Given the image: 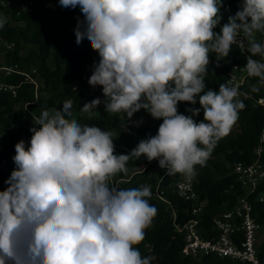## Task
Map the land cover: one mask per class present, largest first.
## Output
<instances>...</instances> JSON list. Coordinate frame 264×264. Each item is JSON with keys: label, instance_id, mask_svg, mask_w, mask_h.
I'll list each match as a JSON object with an SVG mask.
<instances>
[{"label": "clouds", "instance_id": "1", "mask_svg": "<svg viewBox=\"0 0 264 264\" xmlns=\"http://www.w3.org/2000/svg\"><path fill=\"white\" fill-rule=\"evenodd\" d=\"M59 4L81 10L76 43L86 38L99 54L88 83L102 87L105 111L131 119L143 109L162 123L129 154H114L116 134L79 123L71 101L41 108L30 142L15 144V167L0 190V264H151L154 257L135 247L157 215L151 186L126 189L111 179L127 175L129 160L142 155L167 176L195 179L196 166H205L245 108L231 80L218 91L206 87L209 55L226 58L236 45L249 53L247 75L264 81V43L257 40L264 35V0H242L219 33L223 0ZM7 22L0 13V29ZM197 99L200 108L186 109L191 115L178 112L179 102ZM100 103L97 97L80 110L91 113Z\"/></svg>", "mask_w": 264, "mask_h": 264}, {"label": "trees", "instance_id": "2", "mask_svg": "<svg viewBox=\"0 0 264 264\" xmlns=\"http://www.w3.org/2000/svg\"><path fill=\"white\" fill-rule=\"evenodd\" d=\"M48 1L35 3L28 9L13 10L8 5L14 0H0V13L8 19L7 24L0 29V38L14 44L13 50L4 56L5 63L16 64L28 74L36 70V76L33 77L38 81L35 89L32 84L24 82L21 75L4 76L0 73V82L17 86L15 97L8 92L0 93V190L7 187L4 181L15 167L12 160L15 144L21 139L26 144L30 142L32 133L29 129L33 126V117H38L45 106L59 108L65 101H71L73 117L79 123L95 125L116 134L114 154H129L141 140L156 135L162 123V120L153 119L143 109L134 113L131 119L121 112L110 114L105 111L102 87L93 88L88 83L93 64L100 59L99 54L91 48L86 38L80 44L76 43L74 28L77 19L83 18L79 6L75 9L64 8L56 0V20L52 21V11L45 4ZM241 3L242 0H223L220 23L228 21L229 14H235ZM64 22L73 30H67ZM257 40L264 43V35L258 33ZM26 47L29 50L22 54V49ZM209 60L206 87L218 91L219 85L226 82L231 68L234 65L245 66L247 57L232 48L228 57L210 53ZM84 76L85 80L82 79ZM253 86L258 90L253 91ZM242 90L249 96L240 98L245 108L239 112L237 122L230 133L217 142L205 166H196L195 190L199 198L206 201L199 225L204 238L217 235L212 229L213 218L221 211L232 208L244 194L231 174L232 165L253 160L252 151L258 144L264 124V107L256 104L258 99H264V81L247 76ZM97 97L101 103L91 113L80 110L85 103ZM81 101L86 102L81 104ZM190 107L200 108L198 99L195 105L179 102L178 112L191 115L186 112ZM146 119L154 120L153 124L137 123ZM202 119L201 109L200 115L194 120L199 122ZM127 167L128 174H117L111 183L126 189L150 185L152 196L149 203L157 208L151 226L145 229L144 241L135 246L142 257L153 256L151 264H243L214 255L202 256L199 260L183 257L181 249L184 236L175 230L174 224L183 225L192 216L190 203L176 191L178 175L167 176L166 170L159 167L157 160L149 162L143 155L139 159H130ZM155 192L161 193L165 202L154 198ZM259 194H264V183L251 196L254 216L264 232V204L254 201V197ZM146 244L152 246L151 253L146 252ZM260 258H264V242L260 246Z\"/></svg>", "mask_w": 264, "mask_h": 264}, {"label": "built area", "instance_id": "3", "mask_svg": "<svg viewBox=\"0 0 264 264\" xmlns=\"http://www.w3.org/2000/svg\"><path fill=\"white\" fill-rule=\"evenodd\" d=\"M45 0H14L22 2L24 9L32 7L35 3ZM234 14H229L232 16ZM223 23H219L214 31L220 32ZM13 43H7L0 38V73L4 76L18 74L23 77V81L32 84L35 89L38 81L35 77L36 70L28 74L19 69L16 64H6L4 56L12 51ZM241 55L247 57L249 53L242 52L236 45L232 46ZM247 73L244 66L234 65L227 74V80H231L232 86L238 88L241 97H248L242 88L246 85ZM83 80L86 79L84 76ZM10 93L16 96L17 86L0 82V93ZM256 104L264 107V99L260 98ZM253 160L250 163L236 162L232 165L231 174L234 175L236 183L240 186L244 194L239 197L230 209L221 211L212 220V229L216 236L204 238L200 233V215L203 213L206 201L201 200L195 190V179L190 183L178 174L176 183L177 193L190 203V214L192 218L183 225L174 224L175 230L184 236V244L181 249L183 257L199 260L202 256L214 255L220 258H227L234 262L243 264H264V258H260V246L264 242V232L262 225L254 216V207L251 196L257 188L264 183V124L261 128L258 144L252 151ZM159 201L165 202L161 193L155 192L153 195ZM254 201L264 204V194L254 197ZM147 253L152 252V246L145 245Z\"/></svg>", "mask_w": 264, "mask_h": 264}, {"label": "rangeland", "instance_id": "4", "mask_svg": "<svg viewBox=\"0 0 264 264\" xmlns=\"http://www.w3.org/2000/svg\"><path fill=\"white\" fill-rule=\"evenodd\" d=\"M46 6L50 7L51 11H52V14H51V20L52 21H55L56 20V12H55V5H56V0H50L48 1L47 3H45ZM8 7H10L11 9L13 10H20V9H24L23 5H22V2H12L8 5ZM64 25L66 26L67 30H73V28H71L67 22H64ZM75 29V28H74ZM28 47L23 48L22 49V54L26 53L28 51ZM2 54V51L0 52ZM84 102L86 101H81V104H83ZM20 109V107H19ZM23 109V108H22ZM85 113H88V112H85ZM122 114H125L123 112H121ZM154 120H150V119H146V120H142L141 124L143 125H150V124H153Z\"/></svg>", "mask_w": 264, "mask_h": 264}]
</instances>
